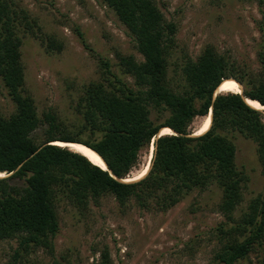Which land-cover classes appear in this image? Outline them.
<instances>
[{
  "label": "trees",
  "instance_id": "trees-1",
  "mask_svg": "<svg viewBox=\"0 0 264 264\" xmlns=\"http://www.w3.org/2000/svg\"><path fill=\"white\" fill-rule=\"evenodd\" d=\"M126 27L142 60L120 55L119 66L130 83L107 61L100 80L82 88L75 118L52 110L38 114L25 88L21 58L22 34L39 37L41 27L14 0H0V81L15 105L0 112V240L16 239L21 252L43 249L54 254L61 210L80 214L112 195L121 207L133 202L142 210L166 211L187 193L211 183L221 190L218 211L224 217L214 228L215 243L208 264H235L264 248V185L236 215L245 179L237 166L236 137L250 139L264 177V79L254 78L228 56L207 46L182 66L184 88L169 86L167 57L174 45L176 24L167 20L155 0H101ZM262 3V0H259ZM264 33V27L261 28ZM79 37L84 42L82 34ZM48 49L61 50L54 37L40 36ZM264 66V39L258 53ZM248 77V79H247ZM246 78V79H245ZM234 79L241 92L214 91ZM244 80H247L246 83ZM159 115L151 117V110ZM209 128L195 135L192 123L208 117ZM171 133L157 135L163 129ZM42 129L39 136L34 132ZM59 140V141H58ZM78 142L94 150L107 168L55 142ZM81 144V145H82ZM152 149L146 175L126 182L140 169ZM96 264H113L104 248Z\"/></svg>",
  "mask_w": 264,
  "mask_h": 264
},
{
  "label": "rangeland",
  "instance_id": "rangeland-1",
  "mask_svg": "<svg viewBox=\"0 0 264 264\" xmlns=\"http://www.w3.org/2000/svg\"><path fill=\"white\" fill-rule=\"evenodd\" d=\"M14 2L37 20L41 27L38 35L54 37L62 46L59 51L47 50L46 40L42 42L40 36L21 35L25 88L40 116L52 110L62 118L74 119L82 88L101 79L103 61L114 73L132 82L122 73L118 54L133 55L137 60L142 57L126 27L101 0ZM155 2L177 28L167 57L172 89L184 88L181 70L185 60L198 58L207 46L246 68L254 78L264 79V66L258 56L264 39V0ZM14 110L0 81V112L8 116ZM151 111V117L157 119L159 114ZM204 122V117L193 121L195 133ZM41 131L36 130L34 136ZM235 142L237 166L245 176L241 184L243 199L235 212L239 215L249 200L263 190L264 177L254 142L239 135ZM149 156L144 155L140 169L133 171L132 177L144 169ZM220 198V188L211 183L203 191L187 193L166 211H148L133 202L121 207L112 195L106 194L99 206L91 204L83 214L74 209L61 210L53 255L43 249L20 251L16 264H96L104 248L109 250L113 264H208L215 243L214 228L224 220L218 211ZM17 248L16 239L0 240V264H11ZM235 264H264V248H256Z\"/></svg>",
  "mask_w": 264,
  "mask_h": 264
},
{
  "label": "bare ground",
  "instance_id": "bare-ground-1",
  "mask_svg": "<svg viewBox=\"0 0 264 264\" xmlns=\"http://www.w3.org/2000/svg\"><path fill=\"white\" fill-rule=\"evenodd\" d=\"M239 86L238 84L233 80V79H227L224 80L223 83L220 85V87L217 89V92H239ZM250 105H252L253 107L256 108H264L262 105H260L257 101H250L249 100ZM209 123H210V116L205 118V122L204 124L201 126V128L195 133V135H198L202 132H204L207 128H209ZM171 133V130L166 128L163 129L161 134H168ZM54 144L59 145V146H63V147H69L72 151L78 152L80 154H82L83 156H85L90 162H92L93 164L101 167V168H107L105 165V162L103 161V159L98 155V153H96L94 150H92L89 147H86L85 145H81V144H77V143H65V142H55ZM152 149L151 148V153L152 154ZM150 157V156H149ZM149 159V158H148ZM148 163L145 165L144 169L138 174L135 175L134 177L128 178L127 180L124 181H136L142 177H144L146 174V171L148 169ZM2 174H0L1 176Z\"/></svg>",
  "mask_w": 264,
  "mask_h": 264
},
{
  "label": "water",
  "instance_id": "water-1",
  "mask_svg": "<svg viewBox=\"0 0 264 264\" xmlns=\"http://www.w3.org/2000/svg\"><path fill=\"white\" fill-rule=\"evenodd\" d=\"M234 80V79H233ZM237 84H238V86H239V89H240V91L239 92H241V85H240V83L238 82V81H236V80H234ZM219 93H222V92H217L216 90L214 91V94H213V98L217 95V94H219ZM251 101V100H250ZM246 102L248 103V104H250L249 103V99H246ZM252 106V105H251ZM259 109H262V110H264V108H259ZM209 116H210V121H211V110H210V113L208 114ZM209 125H210V123H209ZM209 127V126H208ZM160 135H162V134H158L157 135V137H159ZM59 141V140H58ZM60 142H65V143H78V142H66V141H60ZM79 144H82V143H79ZM82 145H84V144H82ZM86 146V145H85ZM86 147H88V146H86ZM68 149H70L69 147H67ZM90 148V147H89ZM152 148H153V146H152ZM71 150V149H70ZM151 156H152V154L150 155V157H149V159H148V169H147V171H146V173L148 172V170H149V167H150V160H151ZM106 165V164H105ZM145 173V174H146ZM124 181V180H123ZM128 182V181H127Z\"/></svg>",
  "mask_w": 264,
  "mask_h": 264
}]
</instances>
